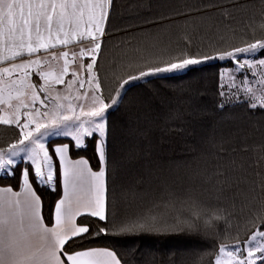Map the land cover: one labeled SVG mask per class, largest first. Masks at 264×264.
Segmentation results:
<instances>
[{
	"label": "snow or ice",
	"instance_id": "6c2138e0",
	"mask_svg": "<svg viewBox=\"0 0 264 264\" xmlns=\"http://www.w3.org/2000/svg\"><path fill=\"white\" fill-rule=\"evenodd\" d=\"M185 7L206 18L209 28L215 23L209 13L219 11L224 32L219 40L224 42L194 45L193 36L179 29L158 54L129 58L128 71L116 77L105 96L96 65L111 38L114 0H0V125L19 130L17 139L0 147V172L16 179L20 188L0 187V264H130L128 253L108 246L66 249L74 239L101 234H184L211 242L213 249L190 248L185 264H264V198L243 236L229 231L237 200L255 193L257 187L264 196V153L254 161L251 174L243 165L237 167L235 160L217 162L209 171V160L203 155L201 165L185 166L189 181L199 179L198 188L183 187L181 177L171 182L161 179L162 169H151L147 176H135L121 186L125 199L140 200L136 211L121 214L116 209L119 164L108 148L110 137L115 136L109 115L110 110H120L136 81L164 79L163 74L195 71L196 66L220 61L212 83L215 110L245 106L264 113V0L260 19L254 14L248 34L239 37L228 22L233 19L229 8L246 10L241 0H232L227 7L219 0ZM57 85H65L68 92L75 87L76 94H64ZM89 143L97 158L95 170L88 158L78 154ZM226 143L212 142L217 161L229 151ZM237 150L247 152L248 146L230 149ZM128 158L138 156L130 153ZM152 179L163 194L145 198L140 193ZM34 185L62 188L51 226L44 222ZM85 215L102 225L93 230L90 224L78 223L77 217Z\"/></svg>",
	"mask_w": 264,
	"mask_h": 264
},
{
	"label": "trees",
	"instance_id": "16d2710c",
	"mask_svg": "<svg viewBox=\"0 0 264 264\" xmlns=\"http://www.w3.org/2000/svg\"><path fill=\"white\" fill-rule=\"evenodd\" d=\"M200 2L201 0H114L109 24L111 38L105 41L104 51L96 65L103 94L107 96L110 84L116 77L128 71L129 58L158 54L161 47L167 45L170 39H174L179 29H186L193 36L194 45L203 41L206 46L210 40L223 43L224 41L219 40V36L224 34L219 11L209 13L215 21L209 28L206 18L196 12H188L185 7H195ZM219 2L227 7L232 0ZM241 2L246 3V10L229 8L233 19L228 23L230 28L236 31L237 37L248 34L251 18L255 14L258 21L262 8V0ZM189 16L192 19H189ZM221 65L220 61H209L196 66L195 71L164 75L167 77L164 79L150 77L146 81L135 82L136 86L131 88L120 110H110L109 123L115 130V136L110 137L108 148L119 164L115 203L121 214L133 213L140 204L139 199H125L121 194V186L126 185L135 176H147L154 168L162 169L159 173L161 179L168 178L171 182L181 177L183 187L192 184L197 188L199 179L189 181L186 178L185 166L196 168L201 165L203 155L209 160V171L217 162L228 164L229 161L235 160L237 167L243 165L248 173H253L256 168L254 161L264 153V113L250 111L245 106L231 107L225 111L215 110L212 83L214 74ZM18 132L19 130L12 126L0 125V147H7L8 143L17 139ZM222 139L229 141L225 144L229 151L223 154V160L217 161L216 149L212 147V142L218 143ZM51 140L67 142L65 138ZM241 144L248 146L247 152L230 151L232 147ZM130 153H136L138 158L130 160ZM78 154L88 158L94 170L96 169L97 158L91 143ZM73 158H76L75 150ZM6 186L20 191L16 179L0 174V187ZM180 186L179 183L176 185ZM34 187L41 197L44 222L50 226L55 202L61 195V187L58 186L56 190L48 186ZM242 187L247 192L248 186ZM162 194L157 191L155 179L150 180L140 193L145 198ZM252 196L256 199L253 200ZM262 198L264 196L257 187L255 193L237 200L235 217L229 230L231 235L240 231L243 236L244 229L248 226L247 221L259 209V201ZM108 201L111 214V181ZM77 222L90 224L93 230L103 223L87 215L77 217ZM88 246H108L120 253H128L130 264H185L186 252L190 248L213 250L211 242L184 234H101L99 237L84 240L74 239L66 245V249L79 250Z\"/></svg>",
	"mask_w": 264,
	"mask_h": 264
},
{
	"label": "rangeland",
	"instance_id": "374dc122",
	"mask_svg": "<svg viewBox=\"0 0 264 264\" xmlns=\"http://www.w3.org/2000/svg\"><path fill=\"white\" fill-rule=\"evenodd\" d=\"M179 73H182V72H177V73H172V74H163V75H174V74H179ZM148 78H150V77H148ZM147 78V79H148ZM140 81H144V80H140ZM136 82H139V81H136ZM86 87L85 88H87V85H85ZM62 92H64V94H68V95H75L76 93H75V87L72 89V91L71 92H68L67 90H66V88H64L63 90H61ZM83 91V90H82ZM73 103H77V101H75V100H73L72 101ZM38 107H39V105H37ZM44 109L43 108H41V111H43ZM37 118H39V117H37ZM54 138H63V137H52V138H50V139H54ZM0 174H4L3 172H0Z\"/></svg>",
	"mask_w": 264,
	"mask_h": 264
},
{
	"label": "crops",
	"instance_id": "0c3cea01",
	"mask_svg": "<svg viewBox=\"0 0 264 264\" xmlns=\"http://www.w3.org/2000/svg\"><path fill=\"white\" fill-rule=\"evenodd\" d=\"M85 62H87V61H85ZM70 78V76L69 77H66L65 79L67 80V79H69ZM33 79L35 80V81H37V82H39V79H38V77H33ZM58 89H60V90H63L64 88H66V86L65 85H57L56 86ZM86 87V86H85ZM61 195H62V188H61ZM51 226V225H50Z\"/></svg>",
	"mask_w": 264,
	"mask_h": 264
}]
</instances>
